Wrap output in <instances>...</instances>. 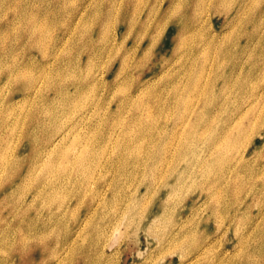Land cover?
Returning <instances> with one entry per match:
<instances>
[{
  "label": "rangeland",
  "instance_id": "rangeland-1",
  "mask_svg": "<svg viewBox=\"0 0 264 264\" xmlns=\"http://www.w3.org/2000/svg\"><path fill=\"white\" fill-rule=\"evenodd\" d=\"M209 1L213 3V0ZM188 2L189 0H175L174 2L171 0H0V78L3 79H0V105H3L0 109L6 107L9 102L12 105L9 107L11 114L7 117L0 114L1 136L10 139L12 130L9 126L18 118L21 119L19 132L14 139L9 140L13 147L11 159H9L10 164H15L26 149L22 139L24 132L30 126L29 115L36 108L46 104L47 96L51 94V88L57 86L56 80L59 79L57 76L60 74L62 79L65 78L63 79L64 84H67L73 79L82 81L90 67L93 71L103 72L97 84L95 86L92 84L93 89L80 99L81 104L92 101V99L98 101V118L102 131H107L117 121L124 132L133 123L134 108L124 111L125 113H121L118 109L126 92L137 99L136 103L144 101L147 97L146 110L148 111L146 113L148 114L146 115L155 120V137L160 128L164 131L172 130L177 112L173 103L179 101L184 93L191 92L188 89L185 92L184 89L188 87L189 82L196 79L198 76L196 74L201 69H205L208 73H205L203 99L199 101L198 95L192 93L193 99L198 100L196 102L199 103L197 106L199 111L206 107V110L210 112V106L206 100L210 99L209 95L211 96L216 86L222 82L219 78H222V75L229 70L234 58L243 61L242 64L245 67L250 63L249 53H235L236 56L223 53L222 48H230L223 44V38H227L226 35L231 33V37L236 38L237 41L251 42L252 35L249 25L245 24L243 19L239 22H232L226 14V7L220 4L217 11L212 7L198 11L196 21L193 23V26L197 28L196 32L194 34L190 32L184 37L191 36L190 43L195 48L200 44H206L203 46L204 51L202 50V53L195 57L193 63L192 59L191 61L180 60L181 54H175L176 50H173L170 55H168L170 51L167 54L159 52L155 47L154 39L159 40L161 44L167 39L166 34L168 33L163 27L155 28L160 15L172 6L173 10H178L177 14H182L187 10ZM246 27L247 33L245 34ZM36 40H41V46H36ZM214 44L221 46L214 48ZM259 45L264 44L258 42L256 47ZM208 50L210 53H207ZM206 55H209V58H206ZM205 59L208 60L203 63ZM218 63L221 67L217 66ZM11 66L16 69H27L35 76L43 73L44 81L51 84L37 94L30 95L27 102L22 101L19 98L20 92L16 91V87L8 81V76H5L8 73L7 69ZM123 66H125L124 69ZM221 73L222 75L217 78ZM238 73L242 77L244 70L241 68ZM117 74L123 76L120 75L119 83L115 80V87L110 89L111 80ZM263 79L259 81V78L254 75L250 80L251 86L257 87L254 89L260 94L264 93V88L259 87ZM177 85L181 86L184 93L179 94L176 100L174 87ZM139 88L142 90L139 91ZM234 88L230 85L229 93ZM230 102L229 97L223 99V96H219L217 103L220 106L215 114L216 119L213 117L212 128L203 127L202 130L205 133L200 130L201 137L199 136L197 154L186 151L187 166L183 165L182 161L170 158L160 161L156 154L158 150L145 160L139 159L140 163H137L135 174L130 176L129 173L134 171L130 169V166L134 165L133 161L127 160L129 162H125V166L122 164L121 168H118L119 161L114 157L115 162L110 172L106 173L104 168L97 171L99 178L107 174V181L98 184L101 190L99 197L103 199V204H107L96 210L89 211L83 202L79 203L80 206L74 202L77 205L74 216L72 212L60 215L55 204L46 208H36L39 205L30 203L34 196L33 192L25 190L23 193L13 195L9 190L15 181L12 171L9 175L1 174L0 247H3V252L0 257L7 258L6 264H18L23 255L17 251L12 253L10 248L15 247L19 237L30 236V243L33 246L39 244V253L44 254L45 262L50 263L56 253L51 251L52 247L42 246L40 236L47 235L45 244L55 246L58 242L56 237L58 229L77 230L79 223L82 224L89 212H92L93 215L81 234L76 236L75 231L72 235L75 240L73 252L71 255L70 253L66 255L62 264H78L77 260L79 261L85 255L88 261L89 256L91 258L98 255L99 250H96L97 247L90 236L93 227L102 228L106 234L102 235L105 240L99 244L100 253L103 255V257L99 256V260L110 264H184L192 257H196L197 244L209 241L212 242V250L209 253L205 252L206 259L212 257L221 261L222 264H233L240 258L235 253V250L240 247V240L238 236L236 237L232 227L227 228L229 231L223 229L226 226L229 227V221L233 220L234 213L223 211L224 202H222L219 206L222 217L219 214L216 216L214 212L212 214L208 207V196L215 186L209 179L203 178L205 171L211 166L212 158L216 155L215 149L208 148V141L213 130L221 131L219 125L230 108ZM254 102L252 109L238 117V127L234 128L231 136L234 141L240 140L241 143L236 147H231L229 151L232 158L236 156L234 159H239V156L244 154L241 162L234 163V174L240 172L243 176L241 178L243 186L239 194L244 195L245 192L255 189L258 195L257 200L260 201L255 210L251 209L246 222L243 225H237L239 234L247 240L246 249L251 252H254V247L258 243L260 247H264V240L257 231L258 228L264 227V224L261 222L258 224L259 227L255 228L254 223H249L257 219L258 214L256 215L255 212L258 208L264 211V167L261 163L264 159V127L261 126L264 94L259 95ZM31 125L36 127V131L41 128L39 123ZM236 129H238L237 132ZM247 129H249L248 134L243 135V131ZM176 135L178 134L170 133L167 138H156L157 141L154 143L164 139V145L171 147L174 152L181 147ZM141 141H144L151 150L158 148V144H152L153 140L147 136L140 137L139 142ZM221 143L227 144L228 140L222 139ZM208 152H210L209 155ZM148 166L154 169L153 173H149ZM258 168L260 172H256ZM253 169L255 170L254 175H251ZM164 170L167 172L164 173ZM216 172L214 170L212 177L216 175ZM256 173L257 175L263 174L262 179H259L262 183L256 182ZM179 175L183 176L181 179L184 180V190L178 189L179 180H181L178 179ZM225 178L226 181L227 179L232 181L233 173H228ZM69 183L73 181L70 179ZM192 184L201 187L194 190ZM204 191L206 194H203ZM19 199L25 202L24 204L29 202L27 205L32 207V210L24 212V208L18 205ZM85 200H87L86 197ZM114 204H118L119 207H115ZM4 208L12 209V211H6ZM51 215L54 219H51ZM139 215L142 217L138 218ZM208 215L212 216L209 217V228L204 233H199L196 241L185 239L176 244L171 243V237L177 233L182 223H185L184 228H188L189 222L194 221L196 226H199L200 232L203 229L201 223ZM59 216L65 219L64 223L54 222ZM38 223L41 227L37 226ZM63 242L64 239L59 241V246H62ZM58 253L61 252L58 251ZM204 257L201 258L204 261L199 264H206ZM254 259L261 263L263 261L262 264H264L262 255L254 254ZM27 264H30V261H27Z\"/></svg>",
  "mask_w": 264,
  "mask_h": 264
},
{
  "label": "bare ground",
  "instance_id": "bare-ground-1",
  "mask_svg": "<svg viewBox=\"0 0 264 264\" xmlns=\"http://www.w3.org/2000/svg\"><path fill=\"white\" fill-rule=\"evenodd\" d=\"M171 1L174 2L175 0ZM220 4L226 7V14L232 22H239L243 19L245 24L249 25L250 34L252 35L251 42H245L244 40L237 41L236 38L231 37V33L226 35L227 38H223V44L228 45L230 48H222L221 51L227 55H235V53H249L250 63L245 67L242 64L243 61H238L236 60L237 58H234V62L229 66V70L227 72L225 71L226 73L223 72V75L222 73L218 74L217 78L222 75V78H219L222 82L216 86L215 92H213L211 96L209 95L210 99L206 100L210 106V112L206 110V107L204 110L199 111L197 109L199 103L196 102L197 99H193L194 96L192 93H196L198 95L199 101L203 99L205 73H208L205 69H201L200 71L198 70L196 74L198 76L196 79L193 81L191 80L192 82H189L188 87L184 89L185 92L188 90L191 92L184 93L183 89L179 85L174 87V93L175 96H177L176 100L179 97V94L184 93V95L179 99V101L173 103V107L177 108V112L176 119L172 124V130L166 131V129L164 131L163 128H160L158 135L155 137V120L153 117L146 115L148 114L146 113L148 111L146 110L147 97L144 101L136 103L137 99H134L131 94L126 92L124 94L125 98L120 103L118 109L122 113L134 108L135 112L133 123H131L129 129H126L124 132L122 131L121 125L117 121L114 122L107 131H102L100 129L98 118V101H94L92 99V101L89 100L86 103L81 104L80 99L89 93V90L93 89L98 80L102 78L103 72L99 70L93 71V68L90 67L83 76L82 81L73 79L67 84H64L63 79L65 78L62 79V75L60 74L57 76V78H59L56 80L57 86L51 88L52 92L47 96L46 104L40 108H36L34 112L29 115L30 126H28L24 132L22 139V143L26 149L13 165L9 162L13 149L9 140L11 138L14 139L19 132L21 119L18 118L9 126L12 130L10 139H5L0 133V176L1 174H3V176L4 174L9 175L11 174V171L13 172L15 181L9 188L11 193L15 195L23 193L25 190H29L34 194L30 203L32 202L34 205H39L36 208H46L55 204L58 210L57 212L60 215L62 213L72 212V215L74 216L77 210V205H75L74 202H77L78 205L80 202H83L88 207L89 211L92 209L96 210L98 207H102L103 205L106 206L107 203L103 204V199L99 197L101 190L98 184H100V182L107 181V174L99 178V174L97 173L98 170L104 168L106 173L110 172L113 168L112 166L115 162V157L119 161L120 167L118 166V168H121L122 164L125 166V162H129L127 160L133 161L134 165H131L130 169L134 171L129 173L130 176H133L137 169V163H140L139 159H141V161L145 160L148 156L153 155L158 150L159 151L156 154L158 155L160 161L170 158L171 160L182 161L183 165L187 166L188 154H186V151L193 152L195 155L199 145L198 141L201 137L200 130H202L205 126H210L209 128H212L211 123L213 121V117L215 118V114L220 106L217 103L219 96H223V99L229 97V99H231L230 108L228 112L224 114L221 124L219 125V130L221 131L213 130L207 144V146H209L208 148H211V150L212 148L213 150L215 149L216 153V155L212 158L211 166H209L203 176L204 179L207 178L213 182L215 186L212 188V193L208 196V207L212 214L214 212L216 216L219 214V216L222 217L219 206L222 202H224L223 211H230L229 213H234L233 220L231 219L229 221V227L226 226V228L224 227L225 229H223L227 231V228L232 227L236 237L238 236V239L240 240V247L235 250V253H237V256L240 258L235 260L233 264H262L263 261L261 263L257 259H254V254L262 255L264 258V247H260V243H258L254 247V252L246 249L245 243L247 240L239 234L237 226L243 225L246 222L251 209L254 208L255 210L256 207H258L257 205L260 201L259 199L257 200V190L251 189L248 192H245L244 195L239 194L240 189L243 186V182L241 180L243 176L240 172L234 174V163L237 164L239 161L241 162L244 154L242 153V155L239 156V159H234L236 156L232 158L231 152L229 151L231 150V147H236L241 143L240 140L234 141L231 136L232 131L235 130L234 128L238 127V117L242 113L252 109L255 103L254 101L258 99L259 95L262 96L264 94H260L259 91L254 89L257 87L251 86L250 82L252 76L254 75L259 78V81L264 78V45L256 47L258 42H263L264 44V0H213V3L209 0H189L187 10L182 14H177L176 12L178 10H173L172 6L162 12L160 19L155 26L157 29L162 27L167 29V39H165L161 44H159V40L157 39H154V41L155 47L159 52H165L167 54L170 51L168 54L170 55L173 53V50H176L175 54H181L179 58L180 60L185 59L187 61H191L192 59L193 63L195 57L202 53V50L205 48L203 46L206 44H200L197 48H195L193 44L190 43L191 36L189 38L184 37L190 32H193L192 34L196 32L197 28L193 26V23L196 21L198 11L208 8L210 9L211 7L217 11ZM233 28L235 29V25ZM246 33L247 27L245 34ZM35 44L38 47L41 46V40H36ZM219 46L221 45L214 44L213 47L217 48ZM207 53H210V50H208ZM206 58H209V55H206ZM207 60L208 59H205L203 63ZM168 66L164 69L165 71ZM217 66L221 67L220 63H218ZM124 68L125 66H123V69ZM241 68L244 70L242 77H240L238 73ZM7 70L8 73L5 76H8V81L16 87V91L20 92L19 94L21 96L19 98L22 101L25 100L27 102L30 95L37 94L40 90H44L51 84L44 81L45 76L43 73H41L40 76H35L27 69H16V67L12 66ZM120 75L121 74H117L111 80L112 85H109L110 89L115 87V80H118L119 83ZM0 79L3 80L2 77ZM87 81L90 84H88ZM263 81L259 86L261 88H264ZM92 84H94V86ZM230 85L235 87L231 93H229ZM140 90H142V88H139V91ZM10 104L11 103L9 102L6 107L0 109V114L5 115L4 117L11 114V108L9 107H12V105ZM2 106L3 105H0V107ZM261 114L263 115V122L261 126L264 127L263 109ZM32 123H39L41 125V128H39L40 130L36 131V127L31 125ZM1 129L2 124H0V130ZM237 130L238 129H236V132ZM248 132L249 129L244 130L243 135H247ZM170 133L173 135L178 134L176 136H178L180 141L181 147L174 152L171 150V147L168 148L167 145H164V139H161L160 142L154 143L157 141L156 138H167ZM142 136L151 138L153 140L151 143L158 144V148H156V150H151L145 145L144 141L139 142V138ZM222 139H227L228 143L223 145L221 143ZM171 140L169 142H171ZM209 153L210 152L207 154L209 155ZM207 160L208 159H206V161ZM261 163L264 167V159L261 160ZM148 167L149 173H153L154 169H151L150 166ZM214 170L217 172L216 175L212 177ZM165 171L167 172V170H164V173ZM254 171L255 170L253 169L250 174L254 175ZM230 172L233 173L234 181H229L228 179L227 181L225 180V176ZM256 172H260V169L258 168ZM180 174L182 173L180 172ZM180 176L181 175L178 176V179L183 177ZM262 177L263 174L260 173L257 175L256 173V182L258 181L262 183L259 181ZM70 179L73 183H69ZM152 179L154 180L155 178L153 177ZM182 179L179 180V190L185 189L184 180ZM191 186L192 189L195 188L194 190L201 187L193 184ZM203 194H206V192ZM225 195H227L228 198ZM85 197L87 200H85ZM24 203L25 202L21 199L18 200V205L21 208H24V212H27L29 209L32 210V207L27 205L29 202H26V204ZM95 203L97 205H95ZM114 205H116L115 207H119L118 204ZM4 210L12 211V209L8 208H4ZM255 213L256 215L258 214L257 219L252 222L250 221L249 223H254V227L257 228L259 227L258 224L261 222L264 224V211H261L258 208V211ZM92 215V212H89V215L84 219L83 223H79L77 230L72 228V231L71 229H67L65 231L62 228L58 229V232L56 231L58 242L55 246H53L54 244H45V236L47 235L44 234L40 236V238L36 236L39 240H41L42 246L52 247L51 251L56 253V256L51 259L50 263L45 262L46 256L39 253V244L38 246H33L30 243V236L19 237L15 243V247H11L10 249H12V253H16L15 251L19 254L22 253L23 257L18 264H27V261H30V264H62L66 255L69 253V255H71L73 252V242L75 240L72 235L76 231L75 235L79 236ZM50 217L51 219H54L53 215ZM141 217L142 215L138 216V218ZM209 217L212 216L208 215L205 221H202L201 225L203 229L200 232L199 226H196V222L190 221L188 228H184L185 223H182L179 226L177 233H174L175 235L173 236L171 235V243L174 242V244H176L185 239H191V241H193L198 238L199 233H204V231L208 230L210 221ZM54 222L61 224L65 222V219L63 220V218L59 216L58 219L54 220ZM31 224H33V222ZM37 226L41 227L39 223ZM257 231L264 240V227L258 228ZM103 234L105 233L102 228L99 229L93 227L90 232V236L93 243H95V246L97 247L96 250H99L98 255L91 258L88 255L89 261L86 260L87 258L85 255L79 261L77 260L78 264H110L99 260V256L103 257L100 253L101 247L99 249V244L105 240L103 239L104 236L102 237ZM63 239V245L59 246V241H63ZM211 243V241L204 242L200 245L193 243V245H196L198 253L195 255L196 257H192V259L188 260L184 264H199L201 261H204L201 260V258L205 256V252L209 253V251L212 250ZM7 251L9 252V250ZM58 251L61 253H58ZM174 251H171V253H174ZM2 252L3 247H0V254ZM85 252L87 253V249ZM204 259H206V257H204ZM6 261V257H0V262L2 264H6ZM205 261L206 264H222L221 261L213 259L212 257L211 259L208 257Z\"/></svg>",
  "mask_w": 264,
  "mask_h": 264
}]
</instances>
